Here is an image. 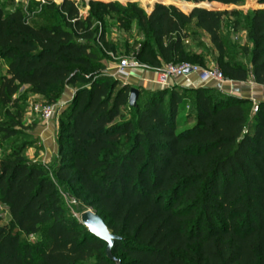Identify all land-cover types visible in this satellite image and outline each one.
I'll return each instance as SVG.
<instances>
[{
	"label": "trees",
	"instance_id": "obj_1",
	"mask_svg": "<svg viewBox=\"0 0 264 264\" xmlns=\"http://www.w3.org/2000/svg\"><path fill=\"white\" fill-rule=\"evenodd\" d=\"M185 1L195 5L188 14L173 4L156 3L149 13L128 5L144 36L137 57L153 69L203 66L185 48L194 25L208 36L225 79L264 86V0L244 16L247 62L229 54L220 31L227 12L209 8L243 0ZM89 5L81 17L73 0L52 4L59 21L49 22L31 7L0 4V105L16 107L23 86L47 105L75 89L49 167L27 161L20 149L0 163V204L8 214L5 222L0 216V264H114L106 244L66 214L60 185L74 188L120 237L112 248L120 264H264V101L254 107L216 88L170 86L138 88L131 107V86L103 75L93 45L109 46L93 21L120 6ZM0 132L4 139L16 133L2 125Z\"/></svg>",
	"mask_w": 264,
	"mask_h": 264
},
{
	"label": "rangeland",
	"instance_id": "obj_2",
	"mask_svg": "<svg viewBox=\"0 0 264 264\" xmlns=\"http://www.w3.org/2000/svg\"><path fill=\"white\" fill-rule=\"evenodd\" d=\"M49 1V3H47ZM75 1L79 14L81 17H85L90 13V1L91 0H73ZM108 2L113 1L120 6L121 11L118 13H107L102 18H97L93 21V29L96 32H101L104 35L108 47L102 42L94 41V48L99 55L103 58L105 68L102 71L105 77L111 79H118L123 83L125 78H114L109 75V69L107 64L111 63L113 67H116L121 60L133 59L139 64V68L143 70L152 69L145 62L137 57L140 43L144 40V36L140 31L138 25L128 11L129 4H135L143 12L149 13L156 3H162L165 5L173 4L185 13H189L191 7L195 6L193 3L182 0H95ZM62 0H0V4L7 6L8 9L21 8L23 10L30 9L35 15H42L46 17L49 22H58L59 19L54 18V14L49 12L48 6L55 5L57 7ZM189 4L190 8L184 9L182 6ZM200 6V5H199ZM206 7V6H200ZM208 8V7H207ZM212 10L226 11L221 22V34L229 44L230 56L233 59H237L241 62H247L248 57L243 54V49L247 47L250 49L252 45L248 42L246 33V20L244 16L254 9H260L262 6L254 0H243L238 4H221L214 2L209 7ZM125 9V11H123ZM123 11V12H122ZM233 12V13H231ZM49 19V20H48ZM34 20V19H33ZM188 36L185 39V48L189 54L199 55L204 65L196 67L199 69L215 67L220 69V63L215 60L217 54L214 52V48L210 43L208 36L199 28L191 25L188 28ZM189 63L190 62H185ZM194 65V64H193ZM4 69L3 61L0 60V72ZM182 77V76H181ZM251 78H248L243 82L248 84ZM219 87L230 91H238V87L233 84V81L225 79L224 81H216ZM237 83V82H236ZM242 83V82H240ZM132 87V86H131ZM71 91H75L74 87H70ZM261 98H264V90L257 92ZM17 106H2L0 105V125L12 127L16 132L9 138H2L3 134L0 132V163L2 159L7 158L15 150L20 149L22 155L27 161L33 163H40L44 167H49L51 161L58 155V150L47 158L46 154L50 153L46 139H44L42 133L45 136L50 135L58 146V135L60 126V117L66 109L70 101L57 102L56 104H50L53 106V116L50 120L46 121L41 111L35 110V106L42 107L46 103L43 97L34 95L28 91V87H20L16 94ZM188 97L192 98V94H188ZM68 99V98H67ZM61 100V99H60ZM66 100V99H65ZM259 99L254 97L252 106H254ZM264 101V100H263ZM189 104L186 106L185 111L188 109ZM255 107V106H254ZM185 111L183 113H185ZM127 113L124 114L125 117ZM119 121V118H115L114 122ZM53 125V131L48 130V125ZM191 122L189 125H192ZM39 130H41L39 132ZM49 172L52 171L50 168ZM61 202L67 215H70L76 219H79L81 211L89 208L87 204L77 198L74 188L60 185L58 187ZM0 216L3 222L8 220V214L6 208L0 204ZM40 234L30 236L28 240L31 243L40 239Z\"/></svg>",
	"mask_w": 264,
	"mask_h": 264
},
{
	"label": "crops",
	"instance_id": "obj_3",
	"mask_svg": "<svg viewBox=\"0 0 264 264\" xmlns=\"http://www.w3.org/2000/svg\"><path fill=\"white\" fill-rule=\"evenodd\" d=\"M192 8V7H191ZM191 10V9H190ZM107 69L113 68L111 63H108ZM123 83L129 84L132 87H137V88H144L148 90H155V89H162V88H168L170 86H178L182 88H197V87H207V88H216L218 90H221L225 93H228L230 95H234L237 97L253 100L254 97H257L259 101H263L264 98H261L257 92H260L261 90H264V86H259L253 82L251 79L248 84L245 85L240 82H234L236 87H238V91H230L227 89H224L222 87H219L216 81H209L206 83H203L199 79V75L197 72H191L189 74H186L182 77H177V78H172V79H166L165 81H162L160 79V74L158 69H148V70H143L140 69L139 67L135 69H131L128 71V76L125 78V81ZM27 87V86H24ZM75 91H71L69 87H66L62 97H61V102L69 101L73 98ZM68 98V99H67ZM66 99V100H65ZM258 101V102H259ZM48 130L53 131V125L49 124L48 125ZM41 130H39L40 132ZM44 139L47 141L48 149L49 152L46 154V157L48 158L51 153H55L58 150L57 144L55 141L52 139L50 135L45 136L44 133H42Z\"/></svg>",
	"mask_w": 264,
	"mask_h": 264
},
{
	"label": "built area",
	"instance_id": "obj_4",
	"mask_svg": "<svg viewBox=\"0 0 264 264\" xmlns=\"http://www.w3.org/2000/svg\"><path fill=\"white\" fill-rule=\"evenodd\" d=\"M139 67V64H137L136 61L133 59L129 60H121L120 63L111 69H109V75L114 78H126L128 76V71L131 69H135ZM191 67L193 69V72H197L199 75V79L201 82L206 83L209 81H224L225 78L222 75L221 71L215 67L211 68H205V69H199L196 66H191L186 63L182 64H169L165 65L159 70L160 79L162 81H165L166 79H174L177 77H181L186 75L184 73L185 69ZM231 82V81H230ZM39 110L42 113L43 118L48 121L53 116V106L52 105H44L42 107H39L38 105L35 106V110Z\"/></svg>",
	"mask_w": 264,
	"mask_h": 264
},
{
	"label": "water",
	"instance_id": "obj_5",
	"mask_svg": "<svg viewBox=\"0 0 264 264\" xmlns=\"http://www.w3.org/2000/svg\"><path fill=\"white\" fill-rule=\"evenodd\" d=\"M193 72L191 67L185 69L184 73L189 74ZM199 88V87H197ZM139 90L137 87H131L128 95V103L131 107L136 106ZM78 221L86 228L87 232L95 238L101 240L106 244L105 255L109 261L114 264H120V260L112 254L114 242L119 240L120 237L113 235L108 229L102 217L92 208H86L81 211Z\"/></svg>",
	"mask_w": 264,
	"mask_h": 264
}]
</instances>
